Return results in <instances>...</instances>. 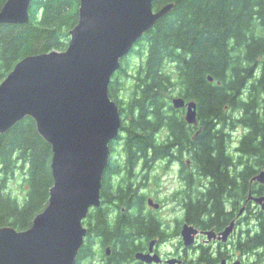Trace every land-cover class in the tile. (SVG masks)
<instances>
[{"label":"trees","instance_id":"16d2710c","mask_svg":"<svg viewBox=\"0 0 264 264\" xmlns=\"http://www.w3.org/2000/svg\"><path fill=\"white\" fill-rule=\"evenodd\" d=\"M5 1L0 0V8ZM169 2L174 3L172 11L135 43L111 78L108 95L118 106L121 127L110 148L121 151L129 170L136 163H151L158 151H167L180 139L198 171L210 180L196 200H186L183 220L190 222L203 213L209 226L218 228L219 222L230 220L229 208L240 204V173L245 197L249 192L264 194V184L251 182L264 170V0H153V8ZM79 3L31 0L27 23L0 24V83L24 56L67 47ZM174 96L196 102L195 137L173 108ZM165 125L170 131L167 141L160 139ZM237 127L243 130L235 138ZM51 156L49 143L31 117L0 133V226L27 229L44 209L53 185ZM233 164L239 169L226 168ZM18 175L21 192L15 193L10 182ZM108 188L105 173L101 196ZM112 194L138 195L130 185ZM249 213L247 261L264 264V210ZM124 217L128 221V215ZM95 218L92 209L84 219L89 223L87 241L94 236L103 239L100 245L111 244L116 256L127 251L125 232L99 237L94 233Z\"/></svg>","mask_w":264,"mask_h":264},{"label":"water","instance_id":"95a60500","mask_svg":"<svg viewBox=\"0 0 264 264\" xmlns=\"http://www.w3.org/2000/svg\"><path fill=\"white\" fill-rule=\"evenodd\" d=\"M30 4L31 0H6L0 8V24L27 23ZM173 7L169 2L154 9L153 0H80L67 47L24 56L1 81L0 133L31 117L51 147L53 185L48 203L30 227L0 226V264H76L87 235L83 220L90 208L100 205L110 143L121 127L118 106L108 95L109 83L135 43ZM171 104L186 105L185 120L197 123L195 101L174 96ZM253 181L264 184V170L253 175ZM249 200L264 210V194L249 192ZM234 223L218 235L214 230L206 234L226 241ZM197 232L192 225H183L186 247L193 244ZM148 257L154 258L136 254L143 260ZM219 264L243 262L223 259Z\"/></svg>","mask_w":264,"mask_h":264},{"label":"flooded vegetation","instance_id":"af4514ba","mask_svg":"<svg viewBox=\"0 0 264 264\" xmlns=\"http://www.w3.org/2000/svg\"><path fill=\"white\" fill-rule=\"evenodd\" d=\"M174 109L184 122L183 127L191 131V138L195 137L198 132V129H195L197 123L190 124L185 120L186 105ZM161 128L163 134L160 139L167 141L166 136H170V131L166 125ZM177 140L167 151H158L159 156L151 163H136L129 170L124 165L121 151L111 149L109 163L104 170V174L109 177L108 194H100V205L90 210L95 209L94 233L100 237L103 234L119 236L120 232H125V246L128 250L116 256L111 244L101 246L103 239L100 238L99 241L97 236L88 242L86 235L76 264H171L168 262L171 259L177 260L174 264H219L223 259L227 263L236 260L242 261L243 264L249 263L244 250L246 230H250L246 215L249 211L248 215L251 216L261 206L252 200L246 201L243 174H239L242 184L240 204L229 208V221L219 222L218 228L209 226L210 223L204 220L203 213L192 217L190 222L183 220L187 212L186 200L189 196L196 200V193L206 191L210 180L193 164L188 147H183L180 139ZM226 168L236 170L239 166L233 164L227 165ZM126 185H130L131 190L138 195L117 197L112 194L119 186ZM119 200L125 201L126 204L119 206ZM242 206H245V209L239 215ZM127 215L128 221H125L124 216ZM231 221L235 222L234 228L226 241L215 237L208 238L207 231L214 230L218 235ZM185 223L198 231L193 244L188 247L184 245L181 234ZM83 224L88 234L89 223L83 220ZM236 239H239L238 243ZM167 247L170 248L169 251L166 250ZM138 252L154 258H136Z\"/></svg>","mask_w":264,"mask_h":264},{"label":"rangeland","instance_id":"374dc122","mask_svg":"<svg viewBox=\"0 0 264 264\" xmlns=\"http://www.w3.org/2000/svg\"><path fill=\"white\" fill-rule=\"evenodd\" d=\"M242 130H243V129H242L241 127H237V128H236V130L233 132V135L235 136V138H238V137L241 135ZM162 134H163V133H161V135H162ZM117 147L120 148V145L118 144ZM20 182H21V176H19V175H18V177H16L15 180H12V181L10 182V187H11V189H12L15 193H17L18 191L21 192V191H20V186H19V183H20ZM251 225H252V224H251ZM174 241L176 242L177 239H175ZM166 250L169 251L170 248L167 247ZM246 258H248L247 255H246ZM250 261H252V260H250Z\"/></svg>","mask_w":264,"mask_h":264}]
</instances>
